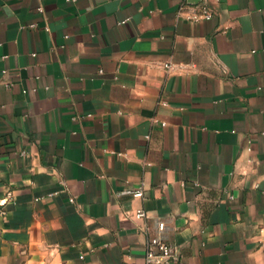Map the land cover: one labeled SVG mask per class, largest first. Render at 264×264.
<instances>
[{
    "label": "crops",
    "instance_id": "crops-1",
    "mask_svg": "<svg viewBox=\"0 0 264 264\" xmlns=\"http://www.w3.org/2000/svg\"><path fill=\"white\" fill-rule=\"evenodd\" d=\"M189 3L0 0V264H264V0Z\"/></svg>",
    "mask_w": 264,
    "mask_h": 264
},
{
    "label": "built area",
    "instance_id": "built-area-1",
    "mask_svg": "<svg viewBox=\"0 0 264 264\" xmlns=\"http://www.w3.org/2000/svg\"><path fill=\"white\" fill-rule=\"evenodd\" d=\"M69 4H76L77 0H65ZM220 0H199L196 4L189 3L192 12L186 16V19L193 22L210 21L213 19L215 13L212 8V3H218ZM187 4L181 5L178 15L183 16ZM42 12V8L38 9ZM167 70H172L171 64H165ZM11 84L8 85L10 87ZM119 195L131 196L135 199H141L145 196V186L141 183L137 188H127L119 192ZM137 220H144L147 218L144 210H137L135 213ZM157 233H152L149 227H145L147 232V242L145 250V264H169L176 257V249L167 240L164 235L166 231V224L163 221H156Z\"/></svg>",
    "mask_w": 264,
    "mask_h": 264
},
{
    "label": "water",
    "instance_id": "water-1",
    "mask_svg": "<svg viewBox=\"0 0 264 264\" xmlns=\"http://www.w3.org/2000/svg\"><path fill=\"white\" fill-rule=\"evenodd\" d=\"M199 0H190L191 4H196Z\"/></svg>",
    "mask_w": 264,
    "mask_h": 264
}]
</instances>
